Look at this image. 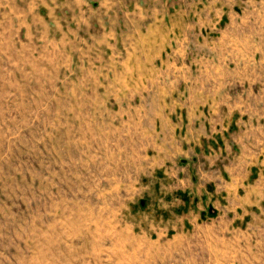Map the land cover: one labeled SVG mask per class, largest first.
Returning <instances> with one entry per match:
<instances>
[{
    "label": "rangeland",
    "instance_id": "1",
    "mask_svg": "<svg viewBox=\"0 0 264 264\" xmlns=\"http://www.w3.org/2000/svg\"><path fill=\"white\" fill-rule=\"evenodd\" d=\"M121 1L168 18L189 8L203 26L190 39L221 40L219 55L188 48L181 102L203 120L218 114L203 105L222 106L207 190L219 206L172 230L148 132L130 119L142 97L124 87L138 81L102 77L83 45L26 48L21 25L37 0H0V264H264V0H220V15L218 0Z\"/></svg>",
    "mask_w": 264,
    "mask_h": 264
},
{
    "label": "crops",
    "instance_id": "2",
    "mask_svg": "<svg viewBox=\"0 0 264 264\" xmlns=\"http://www.w3.org/2000/svg\"><path fill=\"white\" fill-rule=\"evenodd\" d=\"M123 2L37 0L36 10L30 18L22 20L23 37L27 40L25 46L29 49L32 46L68 45L75 50L78 44L83 45L86 56L89 52L95 54L90 62L100 63L98 70L102 77L109 78L111 72L114 78L120 79L123 73L125 78L130 73L131 79L138 81L132 86L125 84L124 88L131 87L129 93L139 95L144 101L139 100V107L133 108L130 119L132 126L140 130L142 126L147 128L144 129L148 134L143 135L148 143V157L154 171H161L163 175L164 184L158 185L157 205L164 209L165 222L172 230L176 223L195 225L207 217L206 209L212 212L219 206L215 200L217 196L214 197L216 192L211 195L207 190L211 183L214 184L213 180L218 179L215 163L222 156L220 130L226 120L221 116L220 103L201 107L204 111L214 112L216 108V116L204 120L202 116H193L181 103L182 97L188 94L182 80L189 76L186 70L190 59L188 48L210 46L208 50L219 55L221 40L190 39V32L201 31L203 26L190 24L189 8H170L168 18L167 14L160 17L155 7L131 3L125 7ZM216 3L215 10L220 15L221 1ZM219 28L220 19L213 22L212 31L219 32ZM119 47L123 52L116 54ZM26 60L40 59L32 56ZM119 86L116 87L117 94L122 92ZM146 95L149 98L144 97ZM228 119L230 121L231 117ZM228 139L235 138L230 135ZM223 191H231L230 184ZM157 219L162 218L158 216Z\"/></svg>",
    "mask_w": 264,
    "mask_h": 264
}]
</instances>
